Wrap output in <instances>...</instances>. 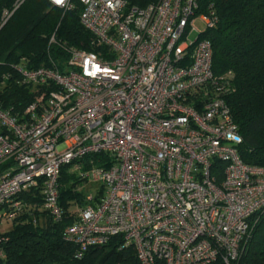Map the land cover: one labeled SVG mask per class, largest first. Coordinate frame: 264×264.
<instances>
[{"label": "built area", "instance_id": "obj_1", "mask_svg": "<svg viewBox=\"0 0 264 264\" xmlns=\"http://www.w3.org/2000/svg\"><path fill=\"white\" fill-rule=\"evenodd\" d=\"M47 1L63 11L73 6ZM77 1L98 50L66 48L63 70L18 67L32 101L15 115L0 103V224L12 223L23 207L19 195L36 188L51 220L61 222L59 183L68 166L98 184L62 231L76 258L120 235L140 264H235L264 211V166L242 161L223 97L231 73L212 72L203 32L215 26L214 12L198 13L199 0L142 8ZM94 154L107 165L89 160L83 171L82 159ZM3 241L0 233V258Z\"/></svg>", "mask_w": 264, "mask_h": 264}, {"label": "trees", "instance_id": "obj_2", "mask_svg": "<svg viewBox=\"0 0 264 264\" xmlns=\"http://www.w3.org/2000/svg\"><path fill=\"white\" fill-rule=\"evenodd\" d=\"M145 7L157 0H124ZM0 0V103L12 115L21 114L32 101L30 88L21 82L18 67L57 66L64 69L66 48L96 52L92 36L79 21L81 4L71 0L63 11L47 0ZM211 6V7H210ZM213 11L216 24L203 32L212 46V72L231 73L223 95L241 137L239 154L245 163L264 166V0H199L198 13ZM7 12V14H5ZM54 35L56 43H50ZM106 166L100 154L82 159V170ZM63 167L59 204L63 220L55 223L42 207L39 189L19 195L23 207L5 233L0 264H140L131 245L120 235L101 246L90 247L78 259L74 247L63 240L64 227L73 221L75 200L82 195L73 187L80 181ZM70 186H67V183ZM100 192V191H99ZM248 244L235 264H264V211L257 213ZM35 221V222H33ZM154 264H164L157 260ZM208 264H224L217 259Z\"/></svg>", "mask_w": 264, "mask_h": 264}, {"label": "rangeland", "instance_id": "obj_3", "mask_svg": "<svg viewBox=\"0 0 264 264\" xmlns=\"http://www.w3.org/2000/svg\"><path fill=\"white\" fill-rule=\"evenodd\" d=\"M194 26L196 27V29H198L199 31H203L205 29V24L201 21H198L196 20L194 22ZM196 36V33H192L190 35V40L194 39ZM68 170V173L71 174L72 176V173L69 172L70 168L68 167L67 168ZM74 176V174H73ZM67 186H70V183L68 182ZM75 192L77 193H80L82 195V199L81 201H73L74 202V205H73V214L72 216L74 215V212L75 210L78 208V207H81L83 206V198L88 195V194H95L97 192V189H98V184L96 183H93L91 181H87V180H80L79 182H77L75 184V186L73 187ZM12 229V223L11 222H2L0 224V233L2 235H4L5 233L9 232L10 230Z\"/></svg>", "mask_w": 264, "mask_h": 264}]
</instances>
